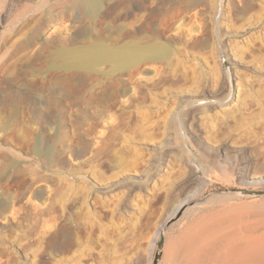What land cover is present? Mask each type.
I'll list each match as a JSON object with an SVG mask.
<instances>
[{
	"label": "rangeland",
	"instance_id": "374dc122",
	"mask_svg": "<svg viewBox=\"0 0 264 264\" xmlns=\"http://www.w3.org/2000/svg\"><path fill=\"white\" fill-rule=\"evenodd\" d=\"M79 1L0 0V264H153L186 201L161 264L261 235L264 195L233 190L264 189V0ZM134 39L171 54L65 66Z\"/></svg>",
	"mask_w": 264,
	"mask_h": 264
},
{
	"label": "bare ground",
	"instance_id": "6f19581e",
	"mask_svg": "<svg viewBox=\"0 0 264 264\" xmlns=\"http://www.w3.org/2000/svg\"><path fill=\"white\" fill-rule=\"evenodd\" d=\"M79 2L81 5H84V6L90 5L93 8L94 14L101 8L100 0H80ZM130 44H131L130 47L133 48L132 52L130 53L129 56L125 57L121 55L119 51L111 52L107 50L103 43L97 42L94 40L89 45L81 46L77 48V50H74V51L70 50L67 56L65 57V60L64 59L63 60H64V63H66L65 66L67 67L71 66V63H68V61L70 62V61L76 60V65L83 70H88L98 63H104V62L110 61L112 63V66H111L112 70L120 71L129 66L136 65L144 61H148L149 59H156V58L164 59V58L169 57L171 54L170 47L167 44H163V43L158 44L156 42H153V41L151 42L149 40L134 39L132 40V42H130ZM175 213L176 211H174V213L169 217L171 218L172 216H174ZM167 221L166 220L162 221L160 225L158 226V228L155 230L150 240L151 242H149L151 249L153 245L156 243V240L159 239L160 232L164 228V225ZM215 230L217 229L209 230L206 228L205 232L207 233V235L211 236V234L214 233ZM254 231L257 232L258 230L255 229ZM236 232L237 231H235L234 233ZM250 232H251V228H250ZM203 234H201V236ZM233 235H232V238L231 237L227 238L228 237L227 236V237H224V240L222 239L214 240V241L211 240L209 241V243H207L205 239L199 237L200 235L199 236L196 235L197 237L191 238L186 244V250L192 256L187 258L186 262L184 263L186 264H209L208 263L209 261H206L205 258H208L207 256L210 253L212 255L210 257H213V259L215 257L217 258L216 254H223L224 256H226L227 258L224 257L225 259L223 258L224 260L221 259V261L219 260V258H217V260L216 258L214 259V261L216 262H218L219 260L221 264H233V262L229 261V258L231 259L232 257H233V260L234 259L236 260V262H234L235 264H264V231L261 235H258V236L241 235L238 237V236H233ZM204 252H207L208 254L206 255L204 259H202L203 257L202 255ZM203 260L206 261L207 263H205ZM213 263L214 262L212 263L210 262V264H213Z\"/></svg>",
	"mask_w": 264,
	"mask_h": 264
},
{
	"label": "water",
	"instance_id": "95a60500",
	"mask_svg": "<svg viewBox=\"0 0 264 264\" xmlns=\"http://www.w3.org/2000/svg\"><path fill=\"white\" fill-rule=\"evenodd\" d=\"M234 194L237 196H260L264 195V189H236L233 190ZM190 198V197H189ZM188 198V199H189ZM188 201H186L182 206H180L179 210L177 211L174 217H171L164 225V228L160 232V237L157 241V248L154 253L153 264H161L163 259L164 250L166 246V228L169 227L171 224L176 222L184 213V211L191 205Z\"/></svg>",
	"mask_w": 264,
	"mask_h": 264
}]
</instances>
